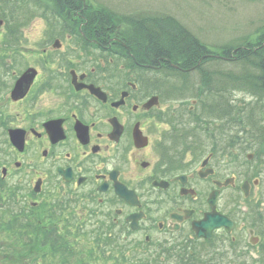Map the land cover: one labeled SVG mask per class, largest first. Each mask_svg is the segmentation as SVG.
<instances>
[{"label": "flooded vegetation", "instance_id": "obj_1", "mask_svg": "<svg viewBox=\"0 0 264 264\" xmlns=\"http://www.w3.org/2000/svg\"><path fill=\"white\" fill-rule=\"evenodd\" d=\"M78 21L79 29L87 26ZM69 35L81 48L93 46L95 56L63 65L61 96V69L47 66L55 63L53 45L0 91V129L12 155L0 165L1 182L25 167L18 157L30 154V209L60 206L112 248L143 235L161 256L150 264L166 262L162 255L174 264H264V132L235 130L229 98L221 101L225 110L212 108L220 111L215 121L203 117L209 107L195 112L198 97L186 105L185 75L193 70L140 64L115 35ZM18 37L11 47L21 44ZM27 69L34 70L32 82L12 99ZM45 91L53 95L48 105L39 101ZM9 130L23 138L22 150Z\"/></svg>", "mask_w": 264, "mask_h": 264}, {"label": "rangeland", "instance_id": "obj_2", "mask_svg": "<svg viewBox=\"0 0 264 264\" xmlns=\"http://www.w3.org/2000/svg\"><path fill=\"white\" fill-rule=\"evenodd\" d=\"M31 2V0L22 2L21 11L18 9L20 16L17 18L19 27L16 35L21 34V44L15 48H5L7 41L12 39L8 34L10 27L6 24L0 27V91L3 93L11 86V75L20 72L23 67L36 59L42 61V57L37 53L43 48L50 49L53 40L57 38L61 42V47L53 54L55 63L47 66H58L61 69L58 71L56 80L59 88L58 95L61 96L64 89L61 80L64 75L63 65L67 62L66 65H70V67L79 65V62L75 61L77 58L81 60L82 64H87L91 52L82 49L75 39L69 38V34H71L69 30H73L71 27L72 18H49V12L32 8ZM42 2L49 5L48 0H42ZM79 3L82 5L81 1ZM85 4L90 12L98 10L97 8H105L116 13L151 12L172 15L201 42L208 45L212 52H220L221 48L219 47L226 44L235 46L245 41L255 42L260 35H264V0H85ZM7 8L9 7H4V9ZM77 8L79 10L78 6ZM52 10H54L53 7ZM55 16H58L57 13ZM8 20L11 21L9 18ZM5 35L8 37L6 38ZM211 62V64H205L204 67L212 71L209 75L216 77L215 85L229 86L227 96L223 94L221 99L229 98L231 101L234 127L236 128L237 124H240L242 127L239 130H241L251 125L248 129L264 132V96L256 95L246 87L231 84L232 82L226 81V77H221L217 72L236 71L238 67L235 66H239V63L232 61ZM231 73L233 72L227 76ZM242 73L244 72L235 73L234 76H241ZM201 77L200 70L193 71L188 74V78L184 82L187 85L190 82L195 83ZM209 85L200 83L198 86V89H202L201 104L200 108H196V113L203 114L204 108H208L206 105H209L211 100H219V94L213 93L207 97L209 93L206 92V88ZM184 90L188 91L189 89L186 87ZM188 93H190L188 98L184 96L186 105L190 102L193 90ZM51 97L53 95L49 91H45L39 101L48 105ZM207 101H209L208 104H206ZM212 106L216 108L215 105ZM2 108L5 109L4 106ZM221 109L225 110L226 106L223 105ZM208 112L212 113V110ZM215 116L217 117V115ZM203 117L205 121L218 120L214 116L203 114ZM11 158L10 146L5 141L4 131L0 129V165L5 164ZM18 158L25 167L20 171L11 170L6 179L2 181L0 192V264H36L35 261L37 264L145 263V260L142 261L144 258L140 259L139 256H136L139 250L150 252V248L143 244V235H134L136 240L133 244L131 242L130 246L122 249L123 253H119V250L115 248H108L103 243L100 244V233L90 225L78 226L77 220L64 210L59 211L57 208L52 210L47 206L30 209L29 200L25 203L24 196H27L31 187L27 185V172L32 166L29 160L33 161L34 166H36V161L30 154ZM35 220L36 222L38 220L39 224L36 225ZM42 224H47L48 227L55 225L60 231L57 235L60 236L58 240H61V243L53 245L54 248L51 250L45 249L47 245H40L43 243L42 241L46 240L39 233L47 231L41 227ZM68 242L78 243L72 253L65 250ZM99 245H103L105 248ZM59 247H61L60 250ZM155 249L151 250L150 254H154ZM45 252L50 253L45 255ZM160 257H155V261L157 262ZM84 258L86 260L83 263ZM166 260L163 264L176 262V259Z\"/></svg>", "mask_w": 264, "mask_h": 264}, {"label": "trees", "instance_id": "obj_3", "mask_svg": "<svg viewBox=\"0 0 264 264\" xmlns=\"http://www.w3.org/2000/svg\"><path fill=\"white\" fill-rule=\"evenodd\" d=\"M25 1L27 0H0V17L10 27L8 33H17L19 27L17 18L20 16L18 9L21 11L22 2ZM31 1L35 9L49 12L51 15L49 18L84 17L88 21L87 26L83 27L82 31H85L86 34L115 35L125 44L126 47L122 49L127 52V56L129 57L130 54L140 64L156 66L162 62L163 64H175L183 69L200 70L202 77L199 78L198 82L210 84L206 88V92L214 94H220L219 92L223 91V88L215 85L216 77L209 75L212 71L204 66L207 63L211 64V61H217L216 55L219 54L229 61L239 63V66H235L238 67L236 71H217L221 77H226V81L232 82L231 84L246 87L254 94L264 96V35H260L255 42L245 41L235 46L226 44L219 47L221 48L220 52H212L208 45L201 42L189 29L169 14L116 13L105 8H97L98 10L90 12L87 7H84L85 10L80 13L83 6L80 5L79 0H48L50 6L44 4L42 0ZM7 6L9 8L4 9ZM56 13L58 16H55ZM86 27L88 31H86ZM75 32L78 33V31ZM230 72L233 73L227 76ZM238 72L244 73L235 77L234 74ZM215 106L217 107V105ZM37 224H39L38 220ZM41 227L47 230L39 233L46 240L41 243L47 245L45 249L51 250L54 248L53 245L61 243V240H58L60 236L57 233L60 231L57 226L48 227L47 224H42ZM60 249L61 247H59ZM65 250L72 253L75 248L67 246ZM117 250L119 253L124 252L121 248ZM136 256H139L140 259L144 258L142 259V261L145 260L143 264H148L149 255L137 253ZM35 263L37 264V261Z\"/></svg>", "mask_w": 264, "mask_h": 264}, {"label": "water", "instance_id": "obj_4", "mask_svg": "<svg viewBox=\"0 0 264 264\" xmlns=\"http://www.w3.org/2000/svg\"><path fill=\"white\" fill-rule=\"evenodd\" d=\"M0 24H1V20H0ZM34 75V70L32 69H27L15 82V85L11 91V97L12 99H18L20 97H22L25 92L27 91V89L29 88L31 82H32V78ZM74 81V80H73ZM17 130H9V135H10V140L11 142L14 144V146H16V148H18V150H22L23 149V138L20 139L17 136ZM64 178H66V180H68V176H64ZM35 190H38L37 186L35 187ZM133 227V224H132Z\"/></svg>", "mask_w": 264, "mask_h": 264}]
</instances>
